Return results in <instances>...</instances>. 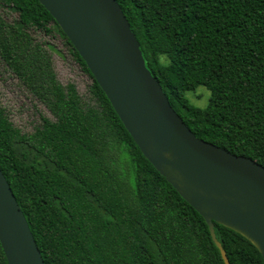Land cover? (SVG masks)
<instances>
[{"label": "trees", "instance_id": "1", "mask_svg": "<svg viewBox=\"0 0 264 264\" xmlns=\"http://www.w3.org/2000/svg\"><path fill=\"white\" fill-rule=\"evenodd\" d=\"M145 68L195 138L264 168V0H115ZM0 59L51 119L23 134L0 108V171L43 264H224L199 214L145 160L83 61L37 0H0ZM56 34L90 79L91 103L58 84ZM171 60L163 68L159 57ZM211 92L206 111L184 93ZM228 264H263L213 223ZM0 264H6L0 247Z\"/></svg>", "mask_w": 264, "mask_h": 264}, {"label": "water", "instance_id": "2", "mask_svg": "<svg viewBox=\"0 0 264 264\" xmlns=\"http://www.w3.org/2000/svg\"><path fill=\"white\" fill-rule=\"evenodd\" d=\"M83 61L125 131L153 169L205 222L247 240L264 264V168L199 140L145 68L115 0H37ZM0 247L6 264H43L0 171Z\"/></svg>", "mask_w": 264, "mask_h": 264}, {"label": "rangeland", "instance_id": "3", "mask_svg": "<svg viewBox=\"0 0 264 264\" xmlns=\"http://www.w3.org/2000/svg\"><path fill=\"white\" fill-rule=\"evenodd\" d=\"M0 18L7 24L16 19V14L0 7ZM36 44H49L53 50H49L55 79L64 87L71 83L80 101L88 105L91 97L88 93L90 79L82 72L79 65L73 60L63 45V41L56 34L45 35L33 29L28 30ZM161 57H159L160 60ZM161 62V61H160ZM185 92L184 98L194 108L203 107L205 96L203 91ZM204 88V87H203ZM205 89V88H204ZM0 108L5 112L10 123L23 134L31 133L40 125V117L51 119L48 110L40 103L6 67L0 59Z\"/></svg>", "mask_w": 264, "mask_h": 264}, {"label": "clouds", "instance_id": "4", "mask_svg": "<svg viewBox=\"0 0 264 264\" xmlns=\"http://www.w3.org/2000/svg\"><path fill=\"white\" fill-rule=\"evenodd\" d=\"M160 61H161V66L163 68H170L171 67V60L170 59H167L166 56H162L160 58ZM197 91H203L204 92V96H205V100H204V104H203V107L197 109L199 111H206L207 110V107H208V101L212 98L211 97V92L207 89H204L203 86H198L197 88Z\"/></svg>", "mask_w": 264, "mask_h": 264}]
</instances>
